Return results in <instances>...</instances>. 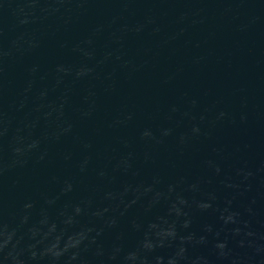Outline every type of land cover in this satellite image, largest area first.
Listing matches in <instances>:
<instances>
[{
    "label": "water",
    "instance_id": "obj_1",
    "mask_svg": "<svg viewBox=\"0 0 264 264\" xmlns=\"http://www.w3.org/2000/svg\"><path fill=\"white\" fill-rule=\"evenodd\" d=\"M0 264H264V0H0Z\"/></svg>",
    "mask_w": 264,
    "mask_h": 264
},
{
    "label": "clouds",
    "instance_id": "obj_2",
    "mask_svg": "<svg viewBox=\"0 0 264 264\" xmlns=\"http://www.w3.org/2000/svg\"><path fill=\"white\" fill-rule=\"evenodd\" d=\"M222 246V245H221Z\"/></svg>",
    "mask_w": 264,
    "mask_h": 264
}]
</instances>
